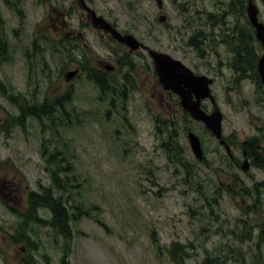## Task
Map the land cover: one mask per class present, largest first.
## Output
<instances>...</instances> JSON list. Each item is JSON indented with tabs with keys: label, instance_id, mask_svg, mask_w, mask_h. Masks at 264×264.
I'll list each match as a JSON object with an SVG mask.
<instances>
[{
	"label": "rangeland",
	"instance_id": "1",
	"mask_svg": "<svg viewBox=\"0 0 264 264\" xmlns=\"http://www.w3.org/2000/svg\"><path fill=\"white\" fill-rule=\"evenodd\" d=\"M249 1L264 25L261 0L88 2L118 31L213 81L230 160L161 88L147 51L100 38L77 0H0V264H264V164L240 168L244 141L264 151V51ZM196 35L199 51L188 45ZM93 72L126 80L124 99L111 106ZM59 98L52 118L23 112ZM47 191L80 212L68 240L50 227L47 208L26 216L28 194Z\"/></svg>",
	"mask_w": 264,
	"mask_h": 264
},
{
	"label": "water",
	"instance_id": "2",
	"mask_svg": "<svg viewBox=\"0 0 264 264\" xmlns=\"http://www.w3.org/2000/svg\"><path fill=\"white\" fill-rule=\"evenodd\" d=\"M78 1L83 10L88 14L90 23L95 29L108 33L112 39L128 47L130 52L138 49L147 50V54L152 61L154 72L161 88L175 94L179 98L182 109L187 112L194 121L202 123L229 154V147L222 139V113L216 108L213 96L210 94L209 86L213 81L206 76L194 75L193 72L179 60L172 58L168 54L145 47L134 36L129 34L122 35L103 17L97 15L94 10L89 8L84 0ZM261 3L264 11V0H261ZM156 4L158 9H162V0H156ZM246 13L251 26L255 30V36L261 43L264 51V25L258 21L257 9L250 1L247 4ZM160 21H164L163 16L160 18ZM110 68V66L106 67L107 70H110ZM257 71L264 88V54L258 59ZM76 72L77 71L68 72L65 78L66 81L71 80L76 75ZM204 100H210L214 105V111L211 114H207L201 108V103ZM187 140L193 156L198 160H202L203 153L199 138L193 132H188ZM241 168L243 171H247L248 167L246 160L243 162Z\"/></svg>",
	"mask_w": 264,
	"mask_h": 264
},
{
	"label": "trees",
	"instance_id": "3",
	"mask_svg": "<svg viewBox=\"0 0 264 264\" xmlns=\"http://www.w3.org/2000/svg\"><path fill=\"white\" fill-rule=\"evenodd\" d=\"M212 17H213V15H212ZM210 18H211V15L208 17V20H207L208 22H212L210 20ZM215 22H218V21L215 20ZM220 22H221V28H222L225 25V23H224L225 21L221 20ZM223 33H224V30H223ZM198 41H199V37H198V35H196L194 38H191L189 40L188 45H190V47L194 48L196 51H199L200 47H199ZM4 51H5V44L3 43L0 46V59L2 58V54L4 53ZM131 70H133L132 66H131ZM91 75H89V78L95 82V84L98 86V88L100 89L102 94L104 93V94H106V96H108L111 106H114L115 102L118 103L119 97L122 98V100L124 99L125 94H126V88H127L126 82H125L126 80H123V82H121V83H118V81H116L117 84H113V82L115 80H113V78L108 80L112 76H109L106 73H103V72H96L95 73V72H93V73H91ZM117 95H119V96H117ZM67 97L68 96L65 95L64 100L69 101V99H66ZM62 100H63L62 98H59L57 101H55L51 104H43V105H39V106L26 107L23 112L26 113L28 116L35 117L36 119H42L43 117L52 118L53 117L52 108L54 107V105L55 106L57 105L56 107H58L62 103ZM119 103H120V101H119ZM122 109H123V107H122ZM157 128L160 129L158 125H157ZM167 139L170 141H172L174 139L171 132L168 133ZM58 161H60V160H58ZM54 182H55V184H57L56 181H54ZM56 187L58 189L63 188L62 186H60L58 184L56 185ZM26 200H27V205H28V211H26V216H28V217L33 216L36 219V209L39 207L47 208V210L51 214V219H52L50 227L56 228L58 234L61 237L65 238L67 240L70 239L71 230L69 228V223L72 221H75L77 214H80V212H78L77 214H74V213L69 214L68 208L66 207V205L62 204L60 197H54L53 194L50 193L49 191H47L46 194L42 193L41 195L31 192L28 194ZM74 208H76V206H74ZM81 212H83L84 214L87 213L86 211H81ZM177 248L181 250V247L175 246V244H173L172 249L174 252L177 250ZM172 254H173V252H172ZM64 257L65 256H63V261H64ZM174 261L176 264H178L176 262V260H174ZM206 261L204 264H208Z\"/></svg>",
	"mask_w": 264,
	"mask_h": 264
},
{
	"label": "flooded vegetation",
	"instance_id": "4",
	"mask_svg": "<svg viewBox=\"0 0 264 264\" xmlns=\"http://www.w3.org/2000/svg\"><path fill=\"white\" fill-rule=\"evenodd\" d=\"M78 2V6H79V9H80V15L81 16H85L86 20L90 22V19H89V16L88 14L83 10L82 6L79 4V1L77 0ZM85 4L87 6L90 7V2L89 0H84ZM89 2V4H88ZM91 8V7H90ZM93 9V8H91ZM94 10V9H93ZM63 12H60L58 13V16L60 17V25L62 24L64 27H68L70 26L71 24L68 23L65 18L63 17ZM65 15V14H64ZM99 15V14H98ZM101 16V15H99ZM105 19V18H104ZM106 20V19H105ZM109 24H111V26L115 29H117L115 27V25L113 23H111L110 21L106 20ZM91 24V23H90ZM222 29V28H221ZM96 30V29H95ZM98 31V30H97ZM222 31V30H221ZM99 32V36L100 38H103V37H110L109 34L107 33H104L103 31H98ZM121 34H125V33H122L121 31H119ZM75 38L73 39H76V41H80L82 38H83V35L78 31V32H75ZM77 36L79 37L77 39ZM145 46V45H144ZM84 47H86V45L84 44ZM146 47V46H145ZM145 50V49H143ZM243 60H246L245 58ZM107 67V66H106ZM115 68V67H113ZM112 67L110 68V70L113 69ZM210 90H211V86H210ZM167 92V91H166ZM168 94H171L170 92H167ZM211 93L213 94L214 96V93H213V90H211ZM176 99V98H175ZM178 100V99H176ZM206 102L207 100L203 101L202 104H201V107L202 109L207 112V113H211L212 111L209 112V110L205 109L206 108ZM209 104L211 105L212 107V110H213V106L212 104L209 102ZM198 123V122H197ZM201 124V123H199ZM202 125V124H201ZM203 126V125H202ZM201 142V140H200ZM226 142V141H225ZM227 144V143H226ZM228 145V144H227ZM201 146H202V142H201ZM229 146V145H228ZM263 147V146H262ZM264 148V147H263ZM240 153H241V156L243 158V162L246 160L247 161V171L250 169V168H254V169H261L262 168V165L264 164V151L262 149H260V146L258 144V141L257 140H252L251 142L248 143V141H244L243 144H242V147H241V150H240ZM231 156V155H230ZM232 160H233V157L231 156ZM263 160V161H262ZM243 164V163H242ZM242 167V165L240 166V168ZM242 170V168H241ZM243 171V170H242ZM244 172V171H243ZM246 172V171H245Z\"/></svg>",
	"mask_w": 264,
	"mask_h": 264
}]
</instances>
